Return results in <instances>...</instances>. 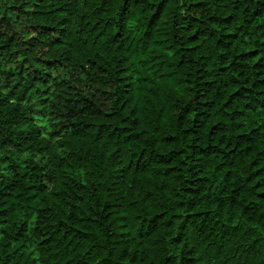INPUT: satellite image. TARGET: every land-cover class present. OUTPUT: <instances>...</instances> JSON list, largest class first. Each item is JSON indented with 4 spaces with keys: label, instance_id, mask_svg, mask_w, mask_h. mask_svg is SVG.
I'll return each instance as SVG.
<instances>
[{
    "label": "trees",
    "instance_id": "trees-1",
    "mask_svg": "<svg viewBox=\"0 0 264 264\" xmlns=\"http://www.w3.org/2000/svg\"><path fill=\"white\" fill-rule=\"evenodd\" d=\"M0 264H264V0H0Z\"/></svg>",
    "mask_w": 264,
    "mask_h": 264
}]
</instances>
